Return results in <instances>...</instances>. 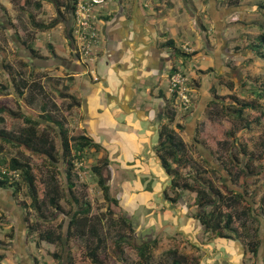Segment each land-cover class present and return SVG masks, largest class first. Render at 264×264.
I'll use <instances>...</instances> for the list:
<instances>
[{
    "label": "rangeland",
    "instance_id": "1",
    "mask_svg": "<svg viewBox=\"0 0 264 264\" xmlns=\"http://www.w3.org/2000/svg\"><path fill=\"white\" fill-rule=\"evenodd\" d=\"M66 1L57 0L56 6L49 0H0V105L22 113L17 117L7 109L0 111L3 118L0 119V129L18 134L22 127L28 125L24 115L37 118L38 128L45 131L54 143L53 153L56 155L51 160L44 152L7 142L0 137V166H8L11 158L17 157L28 162L35 174L37 202H33L22 177L16 180L19 188L13 194L15 207L22 208V229L28 236L29 254L42 264H61V256L65 264H68L67 259L76 264H133L137 254L133 245L126 242L127 239H157L152 246V264H173L175 256L182 260L181 264H257L260 258L264 260V93L261 97L256 95V90L264 92V57L250 46L257 42L259 35L264 34V0H239L236 4L234 0H215L221 13L220 20L216 16L217 25L211 23L207 33L213 51L205 50L206 45H203L199 48L202 51L198 58L182 55V63H179V72L185 75L190 98L188 107L183 109L175 104L179 98L176 101L173 99L168 89L170 82L163 78V87L172 96L164 110L165 115H171L167 110L171 108L175 110V116L172 120L168 117L158 120V114L155 115L152 125H155L156 131L152 139H146L143 151L141 144L144 139L136 143L129 137L116 139L97 131L88 133L83 125L85 112L82 107L63 94L68 92V86L61 85L67 75L53 76L48 73L49 70H39V64L45 61L52 72L66 73L69 69L65 67L67 62L62 64V58L53 56L57 54L55 48L61 54H67L68 43L58 33L60 27L40 37L43 27L34 23H50L54 16L57 17L58 7L63 18L70 21V26L71 23L74 25L69 9L64 6ZM213 1L203 0V12L200 11L201 0L192 1L199 9L198 16L207 26L204 14ZM44 3H51L53 9H44ZM99 16L98 13L97 18ZM65 30L66 27L63 33ZM194 32L189 29L184 34L185 38L181 39L186 40L188 47L201 41V37L195 38ZM45 40L52 43L47 45L43 42ZM181 41L177 40V44ZM28 44L42 57L32 56ZM51 57H54L52 63L49 61ZM70 57L73 59V56ZM211 57L212 64L206 68ZM79 58L88 72L90 59L83 61L81 56ZM42 76H45L44 81H41ZM23 80L28 81L27 86L23 85ZM34 81L44 84L43 89L38 90ZM143 86L146 90V85ZM136 88L133 103L143 101L137 85ZM252 99L260 106L257 109L244 107L242 117L237 116L236 109L241 103ZM70 101L72 105L69 106ZM56 120L67 131L73 146V137L77 134H86L102 143L97 150L95 146L88 147L82 157L73 163L71 181L74 185L71 191L66 176L68 161L61 155L62 141ZM161 125L174 129L185 141L186 154L191 157L189 165L175 166L181 173L180 182L198 169L208 182L224 193L227 192L226 186L236 191L246 188L248 201L241 202L238 208L244 209L251 203L255 212L252 215L256 219L244 214L234 221L239 235L235 232V237L228 239L231 247L234 243L239 249L232 248L231 259L226 253H223V258L218 255L215 246L212 248L214 240L194 217L198 211L193 201L195 191L184 189L183 197L178 201L170 199L176 193L170 184L171 173L162 167L155 152ZM74 150L75 147H72L71 154ZM94 164L104 172V183L109 185V195L113 199L104 196L100 176L91 169ZM72 194L80 200L79 203L89 201L92 207L90 214L99 221L103 240L97 250V259L101 263L91 260L86 253L85 237L74 234L67 238L68 219L77 207L70 201ZM53 195L60 204L59 208L49 200ZM2 211L0 209V215ZM10 225L5 219L0 222V237H12L9 235ZM256 225L262 245L253 255L248 243L256 238ZM48 228L63 233V245L58 241L47 243L40 238V232ZM121 234H125L126 238L118 241ZM1 249L4 251L0 258L5 264H19L14 251L8 254L5 247ZM214 257L217 259L214 260Z\"/></svg>",
    "mask_w": 264,
    "mask_h": 264
},
{
    "label": "crops",
    "instance_id": "2",
    "mask_svg": "<svg viewBox=\"0 0 264 264\" xmlns=\"http://www.w3.org/2000/svg\"><path fill=\"white\" fill-rule=\"evenodd\" d=\"M192 1L106 0L102 8L101 6L96 8V12L101 15L96 20L99 26L97 51L90 58V66L87 64L88 72L73 51V41L67 33V30L73 27V23L70 26L69 19V22L65 18L52 28L41 29L40 37L60 27L58 33L67 40V54H61L55 47L57 54L54 53L56 57L63 59L62 64L67 62L68 65L65 67H69V72H52L51 66L45 65L46 61L39 64L41 66L39 70H49L48 73L53 76L67 75L62 79L64 82L61 85L66 84L67 91L77 94V98H80L78 105L85 112L83 125L88 133L97 131L116 139L129 137L136 143L139 139H144L141 144V149L144 150L146 139H152L156 131L155 125H152L155 115L158 114V120L164 118V110L171 102L172 96L168 95V90L163 87V78L169 81L170 67L173 64L178 71L181 69L179 63H182V54L178 53L177 49H183V45L186 44V40L181 41L184 34L190 29L196 31L195 38L201 37V41L198 40L196 46H189L191 51H196L191 56L198 58L202 51H199V48L203 45L207 47H204L205 50L213 51L207 33L210 32L211 23L217 25L216 16L220 20L221 13L216 7V1L212 0L207 13H203L209 26L202 22L198 16L199 9ZM202 2L203 0L200 2L201 12L205 10ZM42 7L48 11L53 9L51 3H44ZM65 27L67 30L63 33ZM177 40L181 41L180 44H177ZM43 42L47 45L52 43L49 40ZM69 55L73 56V59ZM53 59L54 57H51L49 61L52 63ZM209 64H212V57L207 62L206 68L210 66ZM44 78L45 76H42L41 81H44ZM148 83L151 84L149 87ZM136 85L140 89L139 94L143 97V101L133 103L137 91ZM143 85H146V90L143 89ZM42 86L44 87V84ZM168 89L170 90V86ZM152 144L151 142L150 146ZM135 147L138 145L135 144ZM12 193L11 188L0 187V209L3 210L0 222L5 219L11 223L9 235L12 236L10 239L0 237V256L4 251L1 248L5 247L8 254L14 251L20 260L31 261L34 264L32 255L27 249L28 236L22 229V208L15 207ZM11 230L13 233H10ZM213 242L212 248L215 246L221 258L223 253H226L231 259L230 253L239 249L234 243L231 247V241L227 237L214 238ZM261 243L258 249H261ZM216 257L214 260L217 259ZM262 259L260 258L261 261H257V264H263ZM0 264H5L1 258Z\"/></svg>",
    "mask_w": 264,
    "mask_h": 264
},
{
    "label": "trees",
    "instance_id": "3",
    "mask_svg": "<svg viewBox=\"0 0 264 264\" xmlns=\"http://www.w3.org/2000/svg\"><path fill=\"white\" fill-rule=\"evenodd\" d=\"M52 3L55 2V5H57V0H49ZM239 0H234V4H236ZM74 0H67L65 3V7L69 9V11L73 8ZM57 17L52 19L49 24H39L38 22H34L36 25H39V27H45V28H52L57 23L60 22V19L63 20V13L60 11V9L57 7ZM72 28L70 27L67 30V33L69 35V38H72L71 35ZM257 42L254 44H250L251 48L258 53V55L264 57V34H261L257 37ZM172 42V41H171ZM29 49L32 51V56H39L38 51L32 47V45L28 44ZM179 50L178 53H181L184 56H191L196 51H188L187 49H177ZM76 56L79 57L78 53H75ZM56 57V56H54ZM58 57V56H57ZM59 58V57H58ZM175 71H178L175 64H173L170 67L169 74L172 75ZM17 87L20 86L19 79L17 80ZM34 85L38 86V90H42V84L38 81H34ZM23 85L27 86L28 81L23 80ZM3 86V85H1ZM177 89L175 91H172L173 99H177ZM21 93V91L19 90ZM264 92H260L256 90V95L259 97L262 96ZM63 94H66L69 96L74 103H78L77 95L71 94L68 92H64ZM176 105H179V102H175ZM69 106L72 105L71 101L68 104ZM45 106V104H44ZM260 106V103H258L255 99L252 100H244L240 107H238L237 110V116L242 117V112L244 107L257 109ZM181 107V106H180ZM8 112H11L12 115H16L17 117L22 114L21 112L13 111L10 109L7 105H0V111L6 110ZM185 109V107L183 108ZM171 115L166 114L165 117H168L169 120H172L175 116V110L173 109H167ZM24 120L28 123L25 127H22L20 132L18 134H11L9 133L5 128L0 129V137H2L3 140H7V142L11 143H18L19 145H22L26 148H31L32 150H37L39 152H44L51 160L56 158V155L53 153L54 149V143H52L51 140L47 137V133L41 129L38 128L39 121L37 118L30 117L28 115H24ZM0 119H3L0 117ZM59 127L58 134L60 137V140L62 141V150L61 155L63 157H66L67 162V168H66V176H67V185L68 188L72 189L74 182L71 181V176L74 173L72 171L73 169V163L76 159H79L82 157L84 150H86L88 147H94L97 149H100L102 146V143L92 139L90 136L86 134H77L73 137L75 143L74 146L72 145V142L69 140V137L67 135V131L65 128L62 127L61 123L59 121H55ZM247 125V124H246ZM158 142H156L155 145V152L157 157L159 158L160 164L166 171L171 173V186L176 189L175 195L170 197L171 200L174 202L178 201V199L182 196V192L184 189H189L195 191V198L194 203L198 207V211L194 213V217L197 218V220L200 222L202 229L206 230L212 240L214 238L219 237H235L234 233L236 232L238 234V230L234 227L233 223L236 220V218H240L241 215H252L255 212H253L252 208L253 206L251 203L246 205L244 209H239L238 205L241 204V202H244V200L247 202L246 199V188H242L241 191H236L233 188L227 187V192L221 191L216 185L212 184L211 182H208L204 177L203 174L196 170V173L190 172V177L180 182L181 173L180 171L175 169V166H184L189 165V161L191 157L186 154V146L185 141L182 140L174 131L173 128L168 127L166 125H161L159 131H158ZM72 147H75V150L71 154ZM2 149V145H0V150ZM1 161V159H0ZM1 164V162H0ZM7 168H14L20 171L19 177H14L3 173L0 166V187H9L12 189V194L15 193V191L19 188V182L16 180L20 177L24 178V181L27 183L28 186V192L31 195V198L33 202H37V195L35 190V174H33L30 165L26 161H21L17 157H12L10 160V164L7 166ZM91 169L95 170L96 173L100 176V185L101 190L104 194V196L108 199H113L109 195V185L107 183H104L105 177L104 172L100 170V167L96 164L91 165ZM202 176V177H201ZM239 176V173L238 175ZM194 182V183H193ZM15 185V188L13 186ZM197 184H200L197 185ZM57 192V190L55 191ZM55 195L49 197V200H51L52 203L55 204L57 208L60 207V204L55 200ZM183 197V196H182ZM71 203L73 205H77L76 209L73 210L69 216L68 224H67V238L70 236L76 234L79 237H85V247H86V253L89 255L91 260H94L95 262L101 263L97 259V250L103 240L101 236L100 225L99 221L95 218V216H92L90 214V210H92L91 204L89 201H85L83 203H79V199L72 194ZM73 201V202H72ZM254 218L255 216L252 215ZM257 217V215H256ZM123 219V217H122ZM126 219V218H125ZM256 219V218H255ZM124 222V219H123ZM258 226L256 225L255 231H256V238L248 243L249 249L252 252L253 255L257 254L258 251V245L261 243V238L259 235ZM40 238L43 240H46L47 243H54L59 242L61 245H63L64 237L62 232H56L53 229H45L40 232ZM126 236L125 234H121L119 237V240H125ZM157 241V239L150 240V239H140V241L135 240H128L126 242L133 245V247L136 250L137 258L134 260L133 264H152L151 256H152V246ZM173 264H181L182 260L178 257H173ZM68 264H76L75 261H72L71 259H68ZM37 264H40V262H37ZM42 264V263H41ZM61 264H63L61 262ZM84 264V263H80Z\"/></svg>",
    "mask_w": 264,
    "mask_h": 264
},
{
    "label": "built area",
    "instance_id": "4",
    "mask_svg": "<svg viewBox=\"0 0 264 264\" xmlns=\"http://www.w3.org/2000/svg\"><path fill=\"white\" fill-rule=\"evenodd\" d=\"M106 0H74L73 8L70 11L71 18L74 25L71 30L73 51L78 53L86 61L87 58L94 56L96 50V44L98 40V22L96 8L100 5H105ZM183 49L191 50L187 43L183 45ZM170 92L177 91V98H179V104L182 108L188 107L190 100L188 96V90H186V79L179 71H175L169 77ZM2 172L19 177L20 171L14 168H7V166L1 167Z\"/></svg>",
    "mask_w": 264,
    "mask_h": 264
},
{
    "label": "flooded vegetation",
    "instance_id": "5",
    "mask_svg": "<svg viewBox=\"0 0 264 264\" xmlns=\"http://www.w3.org/2000/svg\"><path fill=\"white\" fill-rule=\"evenodd\" d=\"M53 56H55V54H54ZM62 60H63V59H62ZM65 63H66V62H65ZM69 63H71V62H69ZM100 142H101V141H100ZM21 220L23 221V218H21ZM17 258H18V260H19V264H32L31 261H30V262H29V261H28V262H27V261L25 262V260H22V259L20 260V258L18 257V255H17ZM62 258H63V257L61 256V262H62L63 264H65V263H64V259H62ZM31 259L33 260L34 264H37V262H39V261H37V259L35 258V256L32 257ZM67 260H68V259H67ZM40 264H41V262H40Z\"/></svg>",
    "mask_w": 264,
    "mask_h": 264
}]
</instances>
